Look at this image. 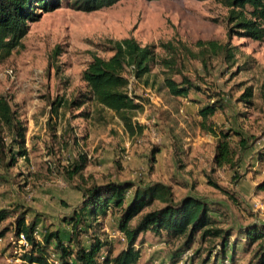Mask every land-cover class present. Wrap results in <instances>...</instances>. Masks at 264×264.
I'll return each mask as SVG.
<instances>
[{
    "label": "rangeland",
    "instance_id": "obj_1",
    "mask_svg": "<svg viewBox=\"0 0 264 264\" xmlns=\"http://www.w3.org/2000/svg\"><path fill=\"white\" fill-rule=\"evenodd\" d=\"M228 13L218 0H120L91 12L65 5L33 23L23 47L0 60V96H10L23 121L28 151L27 159L21 158L16 166L5 168L0 163V209H28V220L35 215L40 220L41 236L44 228L65 227L62 218L81 204L82 188L95 182L159 181L171 186L175 200L192 194L217 202L227 226L264 223V212L258 209L264 204V191L257 190L264 179V41L240 35L229 39ZM127 37L143 46L154 45L157 54L152 71L142 80L128 73L130 94L142 97L144 103L134 117L141 126L134 134L114 111L93 99L82 78L94 55H112L110 40ZM208 40H230L236 46L237 62L231 66L213 57L205 68L198 57L199 42ZM56 46L60 55L51 65ZM171 58L183 74L226 98V110L206 123L236 131L230 137V163L215 162L218 137L202 128L199 109L207 102L205 94L193 91L177 97L162 87L166 77L182 79L165 64ZM248 87L253 88L251 103L242 100ZM85 95L90 99L83 106L66 103L58 114L52 113L51 101L57 97L71 101ZM1 133L11 141L7 129ZM79 151L88 154V167L69 180L64 167ZM160 205L156 202L149 209ZM116 216L111 212L101 217L103 237L111 242L114 255L126 246ZM13 220L3 221L0 230ZM88 239L83 235L85 242ZM141 239L136 264H172L182 244L166 233L147 232ZM208 246L209 242L197 241L178 264H201ZM198 249L201 252L191 260ZM23 252L13 231L0 239V264H26ZM237 258V264H245L249 255L240 248Z\"/></svg>",
    "mask_w": 264,
    "mask_h": 264
},
{
    "label": "trees",
    "instance_id": "obj_2",
    "mask_svg": "<svg viewBox=\"0 0 264 264\" xmlns=\"http://www.w3.org/2000/svg\"><path fill=\"white\" fill-rule=\"evenodd\" d=\"M119 1L0 0V60H7L15 50L23 47V40L29 34L32 24L41 20L45 13L65 5L75 10L91 12L111 7ZM218 1L229 9V39L233 35H240L254 41H264V0ZM199 44L201 48L198 57L205 68L213 57H221L231 66L237 62L236 46H232L230 40L226 43L208 40ZM108 49L112 55L109 58L94 55L83 71L82 78L93 99L102 107L114 111L125 129L134 134L137 127L141 129L134 117L144 103L142 97L130 94L128 73L137 80L148 75L156 61V47L143 46L136 38L127 37L110 40ZM171 49L176 51L174 47ZM184 49L193 54L189 48ZM58 55L60 46H56L51 54V65H54V59ZM165 64L182 75L181 81L166 77L162 87H167L171 95L187 97L193 91L205 94L207 102L199 109V115L203 119L202 128L218 137L215 162L219 166L230 163L233 154L230 137L235 130L206 123L218 111L226 110V98L221 92L214 91L209 86L202 87L196 80L183 74L177 68L174 58L166 60ZM56 69L57 72L61 70L59 65ZM207 72L210 73L209 70ZM252 96L253 88L248 87L242 100L251 103ZM89 99L87 95L83 99L75 98L71 101L57 97L51 101V111L58 114L59 108L66 103L70 107H81ZM0 124L1 130L7 129L11 136V141L7 142L0 130V163L5 168H10L16 166L21 158L27 159L28 151L26 127L14 110L10 96L6 94L0 96ZM50 127L54 128L53 125ZM88 164V154L77 152L64 167L67 179L73 180L81 175ZM211 182L217 185L214 181ZM81 190V204L71 215L62 218L65 227L44 228L41 236L38 235L40 220L36 215L28 220V209H0V225L5 220L14 219L0 230V239L9 231H13L17 241L24 235L28 246L21 245L24 251L21 259L26 264H136L141 258L138 244L144 242L143 239L139 242V238L147 232L157 236L166 233L171 239L182 240L172 258V264L181 262L183 255L190 252L197 241L202 244L209 242L207 256L201 264H237L240 248L249 255L245 264H264V223L227 226L217 202L192 194L175 200L171 186L159 181L146 184L133 181L95 182ZM257 190L264 191V179L258 183ZM156 202L161 205L149 209ZM111 212L117 215L118 228L126 240V246L117 255L113 253L111 242L103 237L105 231L101 217L105 218ZM83 235L89 237L87 242L83 240ZM200 252L199 249L196 250L190 256L191 260Z\"/></svg>",
    "mask_w": 264,
    "mask_h": 264
},
{
    "label": "built area",
    "instance_id": "obj_3",
    "mask_svg": "<svg viewBox=\"0 0 264 264\" xmlns=\"http://www.w3.org/2000/svg\"><path fill=\"white\" fill-rule=\"evenodd\" d=\"M258 209H260L261 211L264 212V204H259V205H258ZM121 233H122V232H121ZM122 234H123V233H122ZM38 235H39V231H38ZM123 239H125L124 234H123ZM18 242H20V244L23 245V246H25V247L28 246V243H27V241H26L24 235H21V239H20Z\"/></svg>",
    "mask_w": 264,
    "mask_h": 264
},
{
    "label": "crops",
    "instance_id": "obj_4",
    "mask_svg": "<svg viewBox=\"0 0 264 264\" xmlns=\"http://www.w3.org/2000/svg\"><path fill=\"white\" fill-rule=\"evenodd\" d=\"M74 211V210H73Z\"/></svg>",
    "mask_w": 264,
    "mask_h": 264
}]
</instances>
